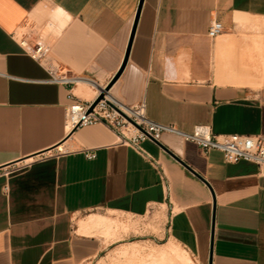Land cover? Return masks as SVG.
Wrapping results in <instances>:
<instances>
[{"label": "crops", "instance_id": "1", "mask_svg": "<svg viewBox=\"0 0 264 264\" xmlns=\"http://www.w3.org/2000/svg\"><path fill=\"white\" fill-rule=\"evenodd\" d=\"M140 1L0 0V264H83L106 248L90 222L99 210L143 216L156 206L200 264H264V173L254 163H226L168 132L166 149L142 143L150 157L103 124L68 137V92L91 100L110 83ZM213 20L224 30L210 38ZM40 30L52 60L90 81L44 82L19 43ZM110 90L183 132L264 134V0H143Z\"/></svg>", "mask_w": 264, "mask_h": 264}, {"label": "built area", "instance_id": "2", "mask_svg": "<svg viewBox=\"0 0 264 264\" xmlns=\"http://www.w3.org/2000/svg\"><path fill=\"white\" fill-rule=\"evenodd\" d=\"M223 30V23L220 20H213L208 29V36L215 38ZM19 43L24 51L47 71L48 76L44 82L71 87L80 81H90L70 73L52 60L49 55L50 48L45 40V30L35 34L23 33L19 37ZM106 86L97 87L96 95L91 100H81L72 91L68 92L67 97L70 103L65 112L68 134L72 131L74 133L80 127L103 124L117 135L120 143L131 146L144 156L150 157L142 147L145 140L160 141L163 133H175L194 141L205 153L212 149L220 151L226 163L248 161L254 163L260 173H264V134H216L211 126L206 124L196 125L192 132H183L173 125L148 118L144 102L127 105L115 97L110 89L106 90ZM101 93L104 97L89 111L92 103ZM64 148L56 147V152H64L66 150ZM86 156L93 158L95 153L89 152Z\"/></svg>", "mask_w": 264, "mask_h": 264}, {"label": "rangeland", "instance_id": "3", "mask_svg": "<svg viewBox=\"0 0 264 264\" xmlns=\"http://www.w3.org/2000/svg\"><path fill=\"white\" fill-rule=\"evenodd\" d=\"M98 213L108 223L98 226L94 233L103 238L106 248L83 264H186L184 257H181L182 254L179 255L180 257L177 256L178 259L174 256L176 253L173 254L172 250L177 249L178 241L167 230L168 217L163 207H153L143 216L124 215L104 210H99ZM99 228L101 229L98 230ZM179 245L182 250L189 252L193 260V263L189 264H200L192 251L180 243ZM158 252L160 253L156 255ZM178 254L179 252L176 255ZM180 258L183 259L180 260Z\"/></svg>", "mask_w": 264, "mask_h": 264}, {"label": "bare ground", "instance_id": "4", "mask_svg": "<svg viewBox=\"0 0 264 264\" xmlns=\"http://www.w3.org/2000/svg\"><path fill=\"white\" fill-rule=\"evenodd\" d=\"M81 84V83H80ZM82 85V84H81ZM30 160H33V158H31V157H29V158H27V159H25V161L27 162V161H30ZM104 216V215H103ZM105 218H106V216H105ZM108 218V217H107ZM111 221H112V219H110ZM86 221V220H85ZM84 221V222H85ZM114 221V220H113ZM90 222L91 223H93V224H95V225H104V224H106V223H108L105 219H103L102 217H99V216H97V217H94V216H92L91 218H90ZM87 223V222H86ZM85 223V224H86ZM89 223V222H88ZM82 224H84L83 222H82ZM81 224V225H82ZM84 224V225H85ZM90 224H88V226H89ZM91 226V225H90ZM89 226V227H90ZM84 227V226H83ZM105 227V226H104ZM101 228H99L98 230H100ZM102 229H104V228H102ZM178 245H176V247H177V249H175L174 248V246H172L173 248H174V250H172L173 251V254H177L178 252H179V254L178 255H174L175 257H177V256H179L180 254H182L181 255V257H184V261H185V263L186 264H189V263H193V260L191 259V257H190V255L188 254L189 252H187L186 250H182L181 249V247H180V245H179V243L178 242H176ZM173 244V243H172ZM174 245V244H173ZM169 247V246H168ZM171 248V247H170ZM173 248H171V249H173ZM169 249V248H168ZM171 249H169L170 251H171ZM171 251V252H172ZM125 252V251H124ZM175 252V253H174ZM160 252H158V253H156V255L157 254H159ZM162 253V252H161ZM125 254V253H124ZM150 255H151V253H149ZM191 254V253H190ZM133 255V254H132ZM162 255H163V253H162ZM161 255V256H162ZM147 256V255H146ZM164 256V255H163ZM149 257V256H148ZM160 257V256H159ZM180 257V256H179ZM179 257H177V259L179 258ZM153 258V257H152ZM155 258V257H154ZM160 259V258H159ZM181 259H183V258H180V260ZM162 260V259H161ZM165 262V261H164ZM171 262V261H170ZM184 264V263H183Z\"/></svg>", "mask_w": 264, "mask_h": 264}, {"label": "water", "instance_id": "5", "mask_svg": "<svg viewBox=\"0 0 264 264\" xmlns=\"http://www.w3.org/2000/svg\"><path fill=\"white\" fill-rule=\"evenodd\" d=\"M142 3H143V0L140 1V4H139V8H138V14H137V17H136V20H135V24H134V27H133V31H132V35H131V38H130V41H129V45H128V49H127V52H126V57L124 59V62L121 66V68L119 69V71L116 73V75L113 77V79L110 81V83L106 86V90L110 89L111 86L114 84V82L118 79V77L120 76L125 64H126V61H127V58H128V53H129V49H130V45H131V42H132V38H133V35H134V32H135V29H136V24H137V20H138V16L140 14V10H141V7H142ZM104 97V94L101 93L96 99L95 101L92 103L91 107L89 108V111H91L93 109V107L96 105V103L102 99ZM73 133V131H72ZM70 133V135L72 134ZM68 135V137L70 136ZM156 141V140H154ZM161 147H163L164 149H166L163 145H161L159 143V141H156Z\"/></svg>", "mask_w": 264, "mask_h": 264}]
</instances>
